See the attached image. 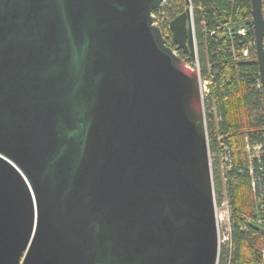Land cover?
Here are the masks:
<instances>
[{
    "label": "water",
    "instance_id": "95a60500",
    "mask_svg": "<svg viewBox=\"0 0 264 264\" xmlns=\"http://www.w3.org/2000/svg\"><path fill=\"white\" fill-rule=\"evenodd\" d=\"M162 1L0 0V264H216L199 72ZM169 28L195 61L188 6Z\"/></svg>",
    "mask_w": 264,
    "mask_h": 264
},
{
    "label": "trees",
    "instance_id": "16d2710c",
    "mask_svg": "<svg viewBox=\"0 0 264 264\" xmlns=\"http://www.w3.org/2000/svg\"><path fill=\"white\" fill-rule=\"evenodd\" d=\"M191 4L196 60L200 75L209 80L204 118L208 149L217 157L212 169L214 197L220 203L224 195L230 205V240L219 246L217 264H264L260 251L264 224L254 221L246 152L247 142L264 139V104L251 24L252 3L191 0ZM184 9L183 0H166L152 12L165 44L172 48L175 43L168 25ZM240 24L247 27L245 35L232 32ZM244 48H248V56L242 58ZM180 55L189 62L184 53ZM223 146H227L231 158L229 167L223 161ZM248 217L253 218L246 222Z\"/></svg>",
    "mask_w": 264,
    "mask_h": 264
},
{
    "label": "built area",
    "instance_id": "2783aa9c",
    "mask_svg": "<svg viewBox=\"0 0 264 264\" xmlns=\"http://www.w3.org/2000/svg\"><path fill=\"white\" fill-rule=\"evenodd\" d=\"M165 2L166 0H163L160 6H162ZM185 2L188 4L191 19L193 22V15H192L193 6L191 4V0H185ZM261 11H262L263 19H264V0H261ZM168 28H169V25H168ZM232 32L237 33L239 35H245L247 32V27L245 24H240L234 27ZM213 33H214V30H211L210 34H213ZM263 46H264V36H263ZM247 56H248V48L242 49L241 57L245 58ZM188 64L191 67H195L199 72V66H198L197 60H195V63L189 62ZM199 90H200L201 100L203 103L205 97L209 93V80L206 77H202L200 75V72H199ZM223 149L225 150L223 161H225L227 166L229 167L231 163V158L229 156L228 148L227 146H223ZM246 152H247V157L249 160L248 171H249V174L251 175V191L253 194V201H254V206H253L254 207V212H253L254 221L259 225H263L264 224V180H263L264 179V139L260 141H254L252 143L247 142ZM255 169L257 171V174H255ZM221 202L222 204H225L226 207L228 208L230 207L227 200L221 201ZM252 218L253 217H248L246 218L245 221L248 222ZM216 222L218 224L217 214H216ZM229 231H230V228L220 238L218 229H217L218 250L221 244H225L229 242L230 240ZM260 251H261V256L264 259V244L261 246ZM216 264H217V261H216Z\"/></svg>",
    "mask_w": 264,
    "mask_h": 264
},
{
    "label": "rangeland",
    "instance_id": "374dc122",
    "mask_svg": "<svg viewBox=\"0 0 264 264\" xmlns=\"http://www.w3.org/2000/svg\"><path fill=\"white\" fill-rule=\"evenodd\" d=\"M183 1L185 3V7L188 6V4L185 2V0H183ZM174 50L176 51V49H174ZM184 56L187 58V60L190 63L192 62L189 59V55L188 54H185ZM196 59H197V56H196ZM193 63H195V61H193ZM202 105H203V111H204V107H206V103L204 105V101H203ZM206 137H207V142L209 143V138H208L207 132H206ZM216 161H217L216 155L214 153H210V151H209V162H210L211 174H212V169H214V162H216ZM214 200H215V213L217 214V217H218V224H217L218 228L217 229H218L219 236L221 238L222 235L224 233H226L229 230V228H230V207L229 208L226 207L225 204H222V202L221 203H216L215 197H214ZM225 200H227V199L223 195V199L221 201H225Z\"/></svg>",
    "mask_w": 264,
    "mask_h": 264
},
{
    "label": "flooded vegetation",
    "instance_id": "af4514ba",
    "mask_svg": "<svg viewBox=\"0 0 264 264\" xmlns=\"http://www.w3.org/2000/svg\"><path fill=\"white\" fill-rule=\"evenodd\" d=\"M167 42L170 43L169 41H167ZM175 49H176L178 54H183L184 53L182 49H177L176 45H175ZM184 55H185V53H184Z\"/></svg>",
    "mask_w": 264,
    "mask_h": 264
},
{
    "label": "bare ground",
    "instance_id": "6f19581e",
    "mask_svg": "<svg viewBox=\"0 0 264 264\" xmlns=\"http://www.w3.org/2000/svg\"><path fill=\"white\" fill-rule=\"evenodd\" d=\"M264 36V35H263ZM264 47V46H263Z\"/></svg>",
    "mask_w": 264,
    "mask_h": 264
}]
</instances>
